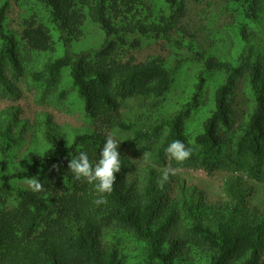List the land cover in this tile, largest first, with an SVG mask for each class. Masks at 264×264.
I'll return each instance as SVG.
<instances>
[{
    "label": "trees",
    "instance_id": "trees-1",
    "mask_svg": "<svg viewBox=\"0 0 264 264\" xmlns=\"http://www.w3.org/2000/svg\"><path fill=\"white\" fill-rule=\"evenodd\" d=\"M16 1L20 35L6 23L9 0L0 5V97H20L21 85L56 90L51 105L84 124L0 109V264H264V202H251L238 174L215 201L174 175L157 184L168 160L178 163L166 155L174 140L192 148L183 165L264 183V0L224 1L240 45L233 60L185 40L183 0ZM160 40L186 48L178 67L138 59ZM185 62L196 65L193 83ZM110 134L122 167L97 206L94 185L68 162L84 151L95 164ZM145 152L139 169L132 156ZM32 176L43 191L29 189Z\"/></svg>",
    "mask_w": 264,
    "mask_h": 264
},
{
    "label": "rangeland",
    "instance_id": "rangeland-1",
    "mask_svg": "<svg viewBox=\"0 0 264 264\" xmlns=\"http://www.w3.org/2000/svg\"><path fill=\"white\" fill-rule=\"evenodd\" d=\"M5 1L6 0H0V5ZM224 1L225 0H183L184 12L179 24V30L183 31L184 38L188 42L197 41L203 48L210 49V51H214L219 55H226V60H233L240 45L236 43V37L232 34V29L229 26L231 23L229 16L221 10ZM9 2L10 8L8 9L6 23L20 35L22 31L21 19L24 12L16 0H9ZM92 38L96 40V37ZM257 39L262 42L264 38L257 35ZM179 48L180 49H177V47L168 40H160L151 45L144 46L136 55L139 60H145L151 55L158 54L169 59L173 67H178L180 64L176 61V51L179 50L181 54H183V57L189 54L183 46ZM185 64L191 66L187 69V83H193L195 77L192 67L196 65L189 62H185ZM214 71L216 73H225L222 69H216ZM22 83L28 84L30 81L27 79ZM244 83L239 82L237 86V101H241L242 104H244L246 100V88L244 87ZM21 86L23 91L20 97H0V109L14 105L22 109L24 116L32 119L40 113L47 111L52 115L53 121L57 124L62 125L69 123L78 126L84 124L79 113H71L51 105V98L56 96V90L42 95L36 87L30 84L27 87ZM176 98L180 99L178 96H176ZM178 101L179 100H174L173 104H176ZM143 154L144 153H140V155L132 156L139 169L148 163V161H145L142 157ZM166 168L175 170L174 176L178 178V180H185L187 183L201 188L212 201L226 197L223 190L224 177L228 174H238L244 186L252 193L250 196L251 202L254 204H261L264 202V183L256 181L244 172L233 171L231 173L229 169L227 170L225 168L209 172L204 168H193L183 165L182 163L172 164L169 160Z\"/></svg>",
    "mask_w": 264,
    "mask_h": 264
},
{
    "label": "clouds",
    "instance_id": "clouds-1",
    "mask_svg": "<svg viewBox=\"0 0 264 264\" xmlns=\"http://www.w3.org/2000/svg\"><path fill=\"white\" fill-rule=\"evenodd\" d=\"M120 144L121 142L110 134L106 137L98 162L93 164L84 151H79L77 156L68 162V168L76 180L84 179L87 183L94 185L98 196L93 203L97 206L107 204L108 200L105 194H111L114 190L117 179L116 173L120 172L122 167ZM166 155L178 163H183L191 157L192 148L181 140H174L166 148ZM142 157L147 161L149 154L145 152ZM174 174L175 170L165 168L157 180L158 186L163 188L165 183L169 181L170 176ZM25 183L34 193L41 192L44 189L43 184L36 176L28 178Z\"/></svg>",
    "mask_w": 264,
    "mask_h": 264
}]
</instances>
